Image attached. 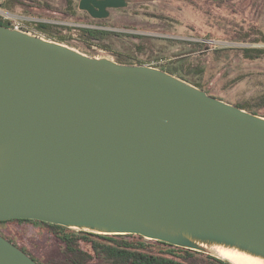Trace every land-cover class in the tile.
<instances>
[{"label":"water","instance_id":"obj_1","mask_svg":"<svg viewBox=\"0 0 264 264\" xmlns=\"http://www.w3.org/2000/svg\"><path fill=\"white\" fill-rule=\"evenodd\" d=\"M13 219L264 264V116L0 23V221ZM0 264L40 263L0 234Z\"/></svg>","mask_w":264,"mask_h":264},{"label":"rangeland","instance_id":"obj_2","mask_svg":"<svg viewBox=\"0 0 264 264\" xmlns=\"http://www.w3.org/2000/svg\"><path fill=\"white\" fill-rule=\"evenodd\" d=\"M49 3L53 9L38 6L32 14L0 0V12L12 17L0 13V19L9 26L17 22L24 30L64 39L90 55L113 59L121 55L134 64L159 68L184 65L179 72L211 95L264 115V55L251 59L242 51L264 47L259 41L264 35V0H131L103 20H92L77 0L72 1L74 12L65 0ZM88 27L112 34L91 39L84 30ZM0 230L40 262L63 259V243L41 223L10 220L0 224Z\"/></svg>","mask_w":264,"mask_h":264},{"label":"trees","instance_id":"obj_3","mask_svg":"<svg viewBox=\"0 0 264 264\" xmlns=\"http://www.w3.org/2000/svg\"><path fill=\"white\" fill-rule=\"evenodd\" d=\"M18 4L20 5V3L13 1L10 3V5L13 6ZM24 7L27 11L35 14L34 6L25 5ZM69 8L74 12L72 4H69ZM0 23L7 25L1 19ZM40 28L44 29L45 27L43 24H40ZM84 30L88 33V37L91 39L102 40L104 37H109L112 34V32L108 30H99L94 28H84ZM47 37L72 45L71 43L66 42L64 39L54 38L48 34ZM259 41L264 42V35ZM242 51L245 57L251 59L259 58L264 55V47H244L242 48ZM115 59L122 63L134 64L133 61L121 55L117 56ZM179 60L180 62L184 61V59ZM161 68L171 73L177 74L199 86L200 88H203V86L198 81L189 79L184 73L179 72L184 70V65ZM239 106L249 111L259 113L251 108H246L243 105ZM13 220L41 223L47 226L53 235H55V237H57L63 243V259L61 261L50 259L47 262H40L35 256L30 254L25 248L19 246L13 239L4 235L0 230V234L20 247L40 264H233L229 260L220 259L200 251L175 246L166 242L149 240L137 234H96L86 231H76L63 225L39 220ZM7 221L10 220L0 221V224ZM82 243L86 244L88 248L84 249Z\"/></svg>","mask_w":264,"mask_h":264},{"label":"flooded vegetation","instance_id":"obj_4","mask_svg":"<svg viewBox=\"0 0 264 264\" xmlns=\"http://www.w3.org/2000/svg\"><path fill=\"white\" fill-rule=\"evenodd\" d=\"M8 2H9V4L10 3H12V1L13 2H18V3H20V5L21 6H25V5H31V6H34L35 8L36 7H38V6H44V7H46L47 9H50V7L51 8H53L52 7V5L49 3L50 2V0H46V2H43L42 4L41 3H36L37 1L36 0H7ZM66 1V3H68V4H73L72 3V1H74V0H65ZM78 1V6L80 5V0H77ZM130 3H131V0H127V5L126 6H122V7H108L107 8V12H108V14H107V16H105V17H102V18H96V17H93L87 10H84V11H86L87 13H88V15L90 16V18L92 19V20H103V19H108V18H110L112 15H113V11L114 10H119V9H122V8H125V7H128L129 5H130ZM19 5V4H18ZM69 6V5H68ZM80 8V7H79ZM182 58V57H181Z\"/></svg>","mask_w":264,"mask_h":264},{"label":"bare ground","instance_id":"obj_5","mask_svg":"<svg viewBox=\"0 0 264 264\" xmlns=\"http://www.w3.org/2000/svg\"><path fill=\"white\" fill-rule=\"evenodd\" d=\"M225 255L228 259H230L233 264H261L260 262L247 256L236 255L231 253H227Z\"/></svg>","mask_w":264,"mask_h":264},{"label":"built area","instance_id":"obj_6","mask_svg":"<svg viewBox=\"0 0 264 264\" xmlns=\"http://www.w3.org/2000/svg\"><path fill=\"white\" fill-rule=\"evenodd\" d=\"M1 14H2V16L4 17V18H7V19H11L12 17L10 16V15H8V14H6V13H3V12H0ZM16 22V21H15ZM11 27H15V28H17V29H22V27H21V24L20 23H15L14 24V26H11ZM89 28V27H88ZM94 29H98V28H94ZM22 30H24V29H22ZM99 30H104V29H99Z\"/></svg>","mask_w":264,"mask_h":264}]
</instances>
